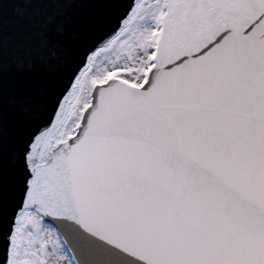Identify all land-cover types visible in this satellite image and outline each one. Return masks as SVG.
Returning a JSON list of instances; mask_svg holds the SVG:
<instances>
[{"label":"snow or ice","instance_id":"obj_1","mask_svg":"<svg viewBox=\"0 0 264 264\" xmlns=\"http://www.w3.org/2000/svg\"><path fill=\"white\" fill-rule=\"evenodd\" d=\"M0 264H264V0H0Z\"/></svg>","mask_w":264,"mask_h":264}]
</instances>
